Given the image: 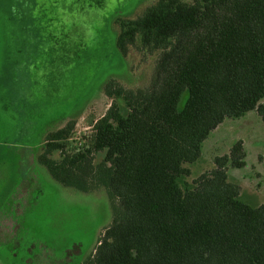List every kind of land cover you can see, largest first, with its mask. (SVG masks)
Listing matches in <instances>:
<instances>
[{
	"label": "trees",
	"instance_id": "1",
	"mask_svg": "<svg viewBox=\"0 0 264 264\" xmlns=\"http://www.w3.org/2000/svg\"><path fill=\"white\" fill-rule=\"evenodd\" d=\"M115 23L122 56L154 58L148 84L109 80L89 137L73 144L69 120L38 155L59 185L106 194L110 224L82 264H264V207L240 201L226 175L245 165L240 142L179 184L225 119L256 111L264 124V0H155Z\"/></svg>",
	"mask_w": 264,
	"mask_h": 264
},
{
	"label": "rangeland",
	"instance_id": "2",
	"mask_svg": "<svg viewBox=\"0 0 264 264\" xmlns=\"http://www.w3.org/2000/svg\"><path fill=\"white\" fill-rule=\"evenodd\" d=\"M154 1L57 0L55 13L44 0H0V264H82L110 224L104 191L59 185L38 155L44 136L69 120L73 144L89 137L108 108L109 80L148 84L154 58L135 50L122 56L115 22ZM238 142L245 165L228 167L227 180L238 186L240 201L264 207V124L256 111L212 130L179 184L190 187Z\"/></svg>",
	"mask_w": 264,
	"mask_h": 264
}]
</instances>
